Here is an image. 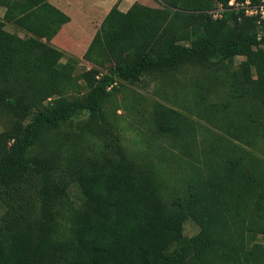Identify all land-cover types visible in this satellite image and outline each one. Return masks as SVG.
<instances>
[{
  "label": "trees",
  "instance_id": "trees-1",
  "mask_svg": "<svg viewBox=\"0 0 264 264\" xmlns=\"http://www.w3.org/2000/svg\"><path fill=\"white\" fill-rule=\"evenodd\" d=\"M228 1L113 5L77 71L67 13L0 0V264H264V18ZM148 77L137 158L107 104Z\"/></svg>",
  "mask_w": 264,
  "mask_h": 264
},
{
  "label": "rangeland",
  "instance_id": "rangeland-1",
  "mask_svg": "<svg viewBox=\"0 0 264 264\" xmlns=\"http://www.w3.org/2000/svg\"><path fill=\"white\" fill-rule=\"evenodd\" d=\"M69 0L67 14L71 17L72 21L67 25V32L74 38V44L70 45L69 49L65 48L64 45H60V50L66 52L64 54V61L71 55L79 58L77 71H81L84 67H90L91 64L82 58L83 52L86 49L87 43L90 41L91 34H93L98 22L102 19L107 9L113 5H117L123 2L122 7L131 6L135 1L144 3L145 5L158 7L155 0ZM146 1V2H145ZM84 7H81L80 5ZM3 13V8L0 7V16ZM96 23L91 25V22ZM6 29L11 32H16L20 36H25V32L16 28L14 25L6 24ZM244 57L238 56L236 63L242 61ZM199 73V74H198ZM189 79L195 80L199 75V79H202L200 72L195 67L189 68L187 71ZM184 74H176L181 77ZM117 90L114 91V95L111 97V102L107 104L109 119L112 120L116 128L118 129L123 144L126 147L128 153L133 156L143 157L144 154L150 155L151 147L147 148L151 144V128L148 124V116L150 110V100L155 99L158 101L165 102L161 97L166 94H171V88L158 86V81L148 77L143 80L137 86L128 85L122 82ZM150 99V100H149ZM166 103V102H165ZM1 129V127H0ZM71 197L77 195L75 187L72 185L69 191ZM3 211L0 206V217ZM197 226L189 219L184 224V234L192 236L197 232ZM257 240L264 244V234L259 235Z\"/></svg>",
  "mask_w": 264,
  "mask_h": 264
},
{
  "label": "built area",
  "instance_id": "built-area-1",
  "mask_svg": "<svg viewBox=\"0 0 264 264\" xmlns=\"http://www.w3.org/2000/svg\"><path fill=\"white\" fill-rule=\"evenodd\" d=\"M228 8L234 10H243L245 15L253 16L259 15V18H264V0L259 4H252L250 0H245L243 2H237L236 0L228 1ZM224 7L218 4L217 8L211 11L214 18L221 16L224 11Z\"/></svg>",
  "mask_w": 264,
  "mask_h": 264
},
{
  "label": "crops",
  "instance_id": "crops-1",
  "mask_svg": "<svg viewBox=\"0 0 264 264\" xmlns=\"http://www.w3.org/2000/svg\"><path fill=\"white\" fill-rule=\"evenodd\" d=\"M53 5H55L57 8H59L60 10H62V11H64L65 13H67V7H68V5H69V0H49ZM109 1H111V0H109ZM116 2L117 0H113V2ZM126 1V0H125ZM124 1V2H125ZM122 4H123V2H120L119 4H118V8L121 10V11H126L128 8H129V6H126L125 8H123L122 7ZM81 7H84L82 4L80 5ZM111 8V7H110ZM110 8H108L107 9V11H106V13L103 15V17H102V19L104 18V16L107 14V12L110 10ZM102 19L98 22V24H97V27L95 28V30H94V32H93V34L95 33V31L97 30V28L99 27V25H100V23H101V21H102ZM71 21H72V19H71V17H70V21L69 22H67L66 24H64L62 27H61V30H60V32H62V33H66V34H68V37L70 38V40L72 41V45L74 46V45H77V43L76 44H74V38H72V36L67 32V29L68 28H66L67 27V25L69 24V23H71ZM94 23H96V21L94 20L93 22H91V25L92 24H94ZM92 27H93V25H92ZM93 34H91V38H92V36H93ZM91 38H90V40H91ZM90 42V41H89ZM89 42L87 43V45L89 44ZM87 47V46H86Z\"/></svg>",
  "mask_w": 264,
  "mask_h": 264
}]
</instances>
